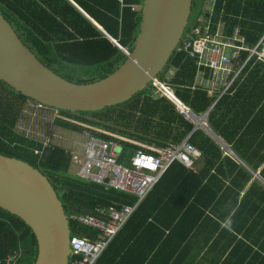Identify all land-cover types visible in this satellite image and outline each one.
Returning a JSON list of instances; mask_svg holds the SVG:
<instances>
[{"label":"trees","instance_id":"obj_1","mask_svg":"<svg viewBox=\"0 0 264 264\" xmlns=\"http://www.w3.org/2000/svg\"><path fill=\"white\" fill-rule=\"evenodd\" d=\"M143 1L0 0V13L47 68L71 83L88 84L108 77L127 60L126 54L100 28L131 53L140 32ZM203 8L204 0L192 1L189 25ZM216 21H224L229 31L239 28L246 44L252 47L264 35V0H218ZM248 56L244 53L239 63H245ZM197 74L194 58L174 53L158 81L166 84L196 116L209 111L205 122L218 142L202 128L194 131L195 125L152 84L121 105L95 113L74 114L38 108L37 102L0 81V154L26 162L46 176L68 217L94 215L96 208L133 205L136 199L78 179L70 172L71 159L65 149L44 148L45 138H30L21 133L22 120L32 121V128L34 124L47 129L56 125L78 134L84 131L58 120L56 113H60L158 148L180 144L190 136V143L201 152L199 168L187 169L177 162L169 168L96 264H144L136 259L143 254V240L135 243L133 240L143 234L146 225L154 226L162 215L158 210L165 213L174 210L169 216H162L166 224H175L172 225L175 230L172 233L169 230L167 238L180 232L183 244L203 233L209 224L244 225V217H250L245 215L246 209L253 208L252 218L261 209L255 196L261 194L264 200V188L244 165L256 173L264 163V149L255 145L254 138L252 141L246 137L250 127L244 123L255 118L257 107L264 105V64L251 58L217 102L221 93L209 95L207 89L197 86ZM205 77L211 78L209 70H205ZM29 112L33 115L29 116ZM263 172L264 167L260 173L264 178ZM69 223L73 236L97 239L98 233L93 229L71 220ZM131 227L134 232L128 236ZM164 233L150 242L153 258L149 264H157ZM36 256L37 243L31 229L21 219L0 209V264H8V258L13 259L10 264H34Z\"/></svg>","mask_w":264,"mask_h":264},{"label":"water","instance_id":"obj_2","mask_svg":"<svg viewBox=\"0 0 264 264\" xmlns=\"http://www.w3.org/2000/svg\"><path fill=\"white\" fill-rule=\"evenodd\" d=\"M192 1L144 0L133 51L118 47L127 60L108 77L88 84L71 83L47 68L0 13V81L44 107L74 114L126 103L157 82L189 25ZM0 209L31 229L37 243L34 264L69 263L70 223L54 187L28 163L1 154Z\"/></svg>","mask_w":264,"mask_h":264},{"label":"built area","instance_id":"obj_3","mask_svg":"<svg viewBox=\"0 0 264 264\" xmlns=\"http://www.w3.org/2000/svg\"><path fill=\"white\" fill-rule=\"evenodd\" d=\"M217 3L218 0H204V8L193 24L186 28L175 53L196 60L197 76H202V82L197 83L198 86L211 93V90L220 84L224 88L221 93L223 95L233 82L226 83V80L234 70V63L239 62L244 53L249 55L248 59L236 70L235 78L241 74L251 58H256L264 64V35L256 45L248 46L239 28L229 31L224 21L215 23ZM104 34L110 40L111 37ZM110 41L119 47L115 40ZM126 53L128 54L127 51ZM205 70L210 71L212 81L204 80ZM153 86L175 103L179 113L188 122L194 125L200 122V119L174 96L166 84L157 80ZM42 107L43 105L38 104V108ZM81 135L84 139L82 151L64 148L65 154L71 159L73 174L84 182L119 191L136 199L133 205L96 208L94 215L68 217L69 221L98 233L94 241L71 234L68 264H96L169 168L177 162L187 169H193L202 154L190 143V136L177 145L160 148L145 146L143 149L134 150L114 138L105 140L93 135L89 130H84ZM54 147L57 145L50 139L44 142V148ZM35 154L38 155L39 151H35ZM12 260L8 258L7 263L10 264Z\"/></svg>","mask_w":264,"mask_h":264},{"label":"crops","instance_id":"obj_4","mask_svg":"<svg viewBox=\"0 0 264 264\" xmlns=\"http://www.w3.org/2000/svg\"><path fill=\"white\" fill-rule=\"evenodd\" d=\"M234 64V70L228 76L226 83L233 81V84L239 77L237 76L235 78V75L236 70L240 68L241 63L237 62ZM211 79L212 76L210 79H206L204 73V80L208 81ZM201 80V75L196 76V84L202 82ZM223 91V86L217 84V86L211 90L209 95H215L222 93ZM221 96V94L220 96H217L216 102L221 98ZM208 113L209 111L200 117L194 114L200 120L203 119L202 123L204 127H202L200 122L198 128H202L207 131L208 134H210V136L218 142L219 140L214 136L209 128H207L205 119L207 118ZM253 114L249 115L250 118L253 117ZM255 114V118L253 117V119L251 118L252 120L249 119L246 124L244 123L245 126L248 125L250 127V130L246 133V137H249L252 141L254 138L255 145L260 149H264V105L258 106ZM246 117L247 113L244 112V119H246ZM69 139L70 141L67 146H65L66 148L82 151L84 139L81 134H76V136H72ZM56 145L60 146L58 143ZM200 164V160H197L195 167L197 166L196 168H199ZM244 166L251 174L254 175V179L259 183V185L264 188V178L260 175L261 170H263L264 163L260 164L256 173H254L250 167H247L246 165ZM255 199L257 204L262 207L256 212V217L253 218L251 215L253 208L246 209L244 213L250 217H247L248 221L246 217H244V225L239 223L231 226L227 223H221L220 227H218L214 224H209L203 233L197 234L192 239L185 241L183 244L181 242L182 236L179 235L180 232L175 233L170 239L167 238L169 232L171 231L172 233V230H175L172 226L175 224H166V219L162 216H169L168 214L174 213V210H167L169 213L158 210L162 212L159 213L162 215L155 223H153L154 226L147 227L146 225L143 234L138 235V237L133 240L134 243L141 242V240H143L144 243L142 249L143 254L137 255L136 259H138V261L143 260L145 262L144 264H149L153 258L150 242H154L159 239V236L164 231L165 233L162 237V241L159 243L162 244L163 248L159 252L158 261L156 262L157 264H264V200L261 194L255 196ZM133 232L134 228L131 227L128 236L132 235ZM204 242H208V244H205Z\"/></svg>","mask_w":264,"mask_h":264},{"label":"rangeland","instance_id":"obj_5","mask_svg":"<svg viewBox=\"0 0 264 264\" xmlns=\"http://www.w3.org/2000/svg\"><path fill=\"white\" fill-rule=\"evenodd\" d=\"M157 89V88H156ZM157 92L160 93L157 89ZM161 94V93H160ZM29 112V116H32ZM56 117H58V120L66 122L68 124H71L73 126H77L79 128H82L84 130H89L91 132H95L96 134H102L105 136H109L110 138H114L122 143L130 144L136 148H144L145 145L139 141L132 140L126 136H123L117 132H112V131H106L103 128H98V127H92L88 124H85L83 122H80L77 119H74L72 117L66 116V115H61L60 113H56ZM20 132L27 135L28 137H35L37 139H44L45 141L47 139H50L54 144H59L60 147L62 146L63 148H66L68 142L70 141V137L76 136L75 132L60 128L56 125L52 126V128H44V126L38 127L37 124L33 125L32 128V121H21L20 125ZM46 133V134H45ZM70 172L73 174V168L70 169Z\"/></svg>","mask_w":264,"mask_h":264},{"label":"bare ground","instance_id":"obj_6","mask_svg":"<svg viewBox=\"0 0 264 264\" xmlns=\"http://www.w3.org/2000/svg\"><path fill=\"white\" fill-rule=\"evenodd\" d=\"M197 125H200V122H197ZM212 134V133H211ZM216 136V135H215ZM215 138V137H214Z\"/></svg>","mask_w":264,"mask_h":264}]
</instances>
